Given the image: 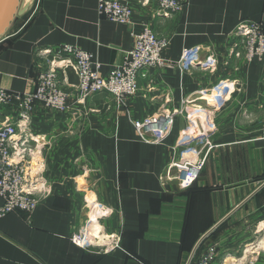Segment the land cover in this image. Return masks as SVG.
Segmentation results:
<instances>
[{"label": "crops", "instance_id": "obj_1", "mask_svg": "<svg viewBox=\"0 0 264 264\" xmlns=\"http://www.w3.org/2000/svg\"><path fill=\"white\" fill-rule=\"evenodd\" d=\"M127 1L130 25L99 15L98 0H23L0 38V88L33 89L47 67L39 51L61 44L93 54L105 73L144 24L167 40L164 58L176 62L199 46V59L212 53L214 68L151 69L122 105L96 94L75 105L76 114L35 110L31 130L42 140L34 160L47 193L32 213L0 217V264H186L200 236L228 213L190 264L211 247L210 264H264V59L231 51L240 21L264 26V0H185L171 15L157 11V0ZM67 74L72 102L77 77ZM227 82L234 90L213 105L209 93ZM182 105L162 143L139 138L133 121ZM199 145L198 177L185 186L174 172L167 177L169 163L194 158L186 150ZM79 231L93 244L75 245Z\"/></svg>", "mask_w": 264, "mask_h": 264}, {"label": "built area", "instance_id": "obj_2", "mask_svg": "<svg viewBox=\"0 0 264 264\" xmlns=\"http://www.w3.org/2000/svg\"><path fill=\"white\" fill-rule=\"evenodd\" d=\"M184 4L185 0H157V11L163 15H171L180 11ZM97 11L110 21L126 25L132 23L135 13L127 0H98ZM231 36L236 39L231 49L236 57L243 55L247 60L254 57L264 59L262 24L252 20L240 21ZM166 44V39L144 24L138 32L133 33V46L124 54L122 61L105 73L101 72L98 59L79 47L61 44L55 49L44 48L39 51V56L44 58L47 67L37 75L33 89L19 92L0 88V217L14 210L32 213L40 197L47 193L45 184L39 177L42 166L38 167V162L34 160L42 140L31 130L35 110L41 112L42 117L48 113L76 114L77 106L85 107L86 101L96 94L111 96L116 103L122 105L128 96L137 91L139 79L147 78L151 69L173 67L175 64L188 68L196 62L206 63L204 66L214 68V55L210 53L201 61L199 46L183 49L179 60L172 62L163 57ZM68 69L77 77L74 85L76 96L72 102L71 93L66 90ZM233 85L227 82L222 90L211 91V103L214 105L219 102L226 90H234ZM185 101L187 99L183 103ZM185 108L182 105L133 121L137 135L145 142L162 143L169 134L175 117ZM262 131L264 133V123ZM196 148L186 150L196 155L194 158L187 156L169 163L167 177L174 172L172 177L177 178L181 186L191 184L198 177L205 161L200 154V145ZM262 216L264 221V207ZM71 241L80 247L93 244L85 231L72 234ZM215 252L214 247L208 248L194 264H210ZM252 263L253 260L249 262Z\"/></svg>", "mask_w": 264, "mask_h": 264}, {"label": "water", "instance_id": "obj_3", "mask_svg": "<svg viewBox=\"0 0 264 264\" xmlns=\"http://www.w3.org/2000/svg\"><path fill=\"white\" fill-rule=\"evenodd\" d=\"M22 2L23 0L21 1L20 0H0V38L5 33L7 27L9 26L14 16L21 14L25 10L26 5L25 6L21 5ZM263 186H264V183H262V185L258 189H260ZM228 216H229V213L200 236V238L195 243L186 264L191 263L192 258L195 254V251L197 247L199 246V244L203 241V239L207 235H209L214 230V228L218 226V224H220Z\"/></svg>", "mask_w": 264, "mask_h": 264}, {"label": "rangeland", "instance_id": "obj_4", "mask_svg": "<svg viewBox=\"0 0 264 264\" xmlns=\"http://www.w3.org/2000/svg\"><path fill=\"white\" fill-rule=\"evenodd\" d=\"M263 123H264V121L262 122V124H261V127H260V135H262V136H264L263 134V131H262V125H263ZM95 229V228H94ZM91 234V233H90ZM92 235V234H91ZM101 246V245H100Z\"/></svg>", "mask_w": 264, "mask_h": 264}, {"label": "bare ground", "instance_id": "obj_5", "mask_svg": "<svg viewBox=\"0 0 264 264\" xmlns=\"http://www.w3.org/2000/svg\"><path fill=\"white\" fill-rule=\"evenodd\" d=\"M88 227H89V225H88ZM91 229L94 230L95 233L97 232L96 229H94L93 227H91ZM263 240H264V238H263Z\"/></svg>", "mask_w": 264, "mask_h": 264}]
</instances>
